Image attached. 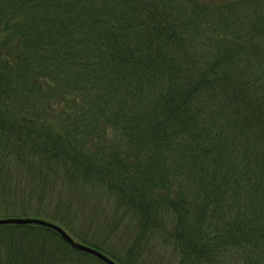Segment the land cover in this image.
I'll use <instances>...</instances> for the list:
<instances>
[{"label":"trees","instance_id":"obj_1","mask_svg":"<svg viewBox=\"0 0 264 264\" xmlns=\"http://www.w3.org/2000/svg\"><path fill=\"white\" fill-rule=\"evenodd\" d=\"M57 192L105 204L131 250L264 264V4L0 0V220L42 202L67 230ZM0 264L103 263L9 225Z\"/></svg>","mask_w":264,"mask_h":264},{"label":"rangeland","instance_id":"obj_2","mask_svg":"<svg viewBox=\"0 0 264 264\" xmlns=\"http://www.w3.org/2000/svg\"><path fill=\"white\" fill-rule=\"evenodd\" d=\"M202 3H208L213 5H219V3L226 1H237V0H199ZM251 2V0H249ZM258 3H263L264 0H257ZM22 180V179H21ZM26 185V181L22 180L19 185L20 193H26L27 189H22L23 186ZM52 195V194H51ZM56 201H62L63 204H71L69 210H63L57 213L56 217L61 218L63 222H65V226H67V230L61 226V224L49 223L47 220L41 219L36 216H31V214L36 212H44V205L41 203H19L17 206H13L11 211L12 217L9 219H19V220H36L43 222L45 224L55 225L71 237L76 244L90 247L99 253H101L95 246L92 244H97L98 246H103L106 252L110 254V256H117L116 258H120L122 260H129L132 264H177V261L171 253L170 250H160L158 247L153 246L148 253L145 248L135 247L131 250L129 248L130 242L128 240V236L124 228L118 227L114 224H111V217L108 214L107 206L104 204L98 206L97 204H85L84 202H79L76 200L73 194L67 192H57L55 195ZM23 198V197H21ZM20 200V199H19ZM24 202L23 200H21ZM28 202V201H27ZM29 203V202H28ZM56 203V202H55ZM55 203H52L53 205ZM50 204V207L53 205ZM53 208V207H52ZM67 211V212H66ZM47 212L56 213L55 209H52ZM48 214V213H47ZM59 214V215H58ZM1 219V218H0ZM16 226V225H14ZM21 226V225H18ZM29 238L23 239V244L28 247ZM91 245V246H90ZM169 251V252H168ZM107 258L111 259L113 262H116L115 257L110 258L106 254L101 253ZM242 261L238 258L237 260L228 261L225 264H241Z\"/></svg>","mask_w":264,"mask_h":264},{"label":"water","instance_id":"obj_3","mask_svg":"<svg viewBox=\"0 0 264 264\" xmlns=\"http://www.w3.org/2000/svg\"><path fill=\"white\" fill-rule=\"evenodd\" d=\"M9 225H21V226H26V225H40L43 227H46L49 230H52L54 232H56L57 234H59L61 236V238L74 250L83 252L87 255H91L93 257H95L96 259H98L100 262H102L103 264H116L115 262H113L111 259L107 258L106 256L102 255L101 253H99L98 251L90 248V247H85L79 244H76L74 242V240L69 237L64 230H62L61 228L52 225V224H45L43 222L40 221H36V220H19V219H5V220H0V226H9Z\"/></svg>","mask_w":264,"mask_h":264}]
</instances>
